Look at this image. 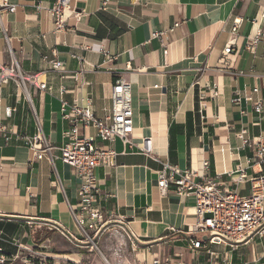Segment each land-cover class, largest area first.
Segmentation results:
<instances>
[{"label": "crops", "instance_id": "1", "mask_svg": "<svg viewBox=\"0 0 264 264\" xmlns=\"http://www.w3.org/2000/svg\"><path fill=\"white\" fill-rule=\"evenodd\" d=\"M56 1L10 0L17 11L1 15L0 64L10 63L11 51L24 73L39 75L53 92L30 87L29 100L14 82L0 86V126L35 136L39 120L44 136L60 147L69 126L60 115V87L66 88L68 103L91 105L104 118L111 113L114 82L123 78L132 86L134 134L132 146L119 139L98 144L118 153L114 167L96 170L95 206L104 221L129 224L139 249L128 253L138 262L254 264L264 249V238L257 236L235 247L214 242L191 249L190 240L201 238L190 235L197 221L195 200L180 198L174 187L164 196L158 183L169 163L249 194L250 183L237 186L235 172L243 166L249 178L259 169H247L245 158L253 151L236 150L237 133L247 128L252 138H264V113L259 121L245 100L241 116L232 100L254 88L264 100V47L247 49L264 28V0H71L67 29L54 34L51 17L34 6L52 7ZM237 19L242 24L232 35ZM175 24L179 27L164 43L152 39ZM51 61L61 62L63 72L54 71ZM144 138H152L149 153L142 152ZM78 186L74 170L62 161L54 169L47 160L36 161L23 143L0 137V246L10 261L37 255L53 264H101L70 213L78 204ZM107 242L104 248L118 262Z\"/></svg>", "mask_w": 264, "mask_h": 264}, {"label": "built area", "instance_id": "2", "mask_svg": "<svg viewBox=\"0 0 264 264\" xmlns=\"http://www.w3.org/2000/svg\"><path fill=\"white\" fill-rule=\"evenodd\" d=\"M34 8L38 13L46 12L51 17L54 34L66 31L68 13L72 12L71 0H57L52 7L38 2ZM4 11L15 13L17 6L11 4L10 0H1L0 18ZM241 24L242 20H234L232 35H236ZM178 27L179 24H175L169 30L156 31L153 33L152 39L164 43L168 33ZM260 43L264 47V28L252 38L247 49L251 51ZM232 47L229 45L224 50L225 56L230 54ZM10 53V63L0 64V86L14 82L24 91L29 100L30 87L52 94V87L48 86L46 82H41L39 75L24 73L11 51ZM104 54L109 57L108 52H104ZM77 58L84 61L80 57ZM108 61H112V58L109 57ZM50 63L54 71L63 72L61 62L51 61ZM73 77L77 82L78 74H74ZM259 93V88L252 89L246 96L240 92L236 93L232 102L241 107V116L246 115L243 104L245 100H248L253 111L258 115L259 121L263 119L264 100L260 98ZM65 94H67V90L61 86L59 89L60 115L69 124L64 131L65 141L62 146L56 147L44 136L39 120V133L35 136L10 132L1 125L0 137H3L6 142L14 140L23 143L31 150L36 161L47 160L54 169L57 160L71 167L79 181V186L78 204L70 207V213L78 227L82 242L93 252L98 253L106 264H110L99 247L100 241H108L112 244L113 254L119 258L120 262L126 261L131 264L128 251L133 255L139 247L130 232L129 224L120 221L121 224L111 226L108 221H104L102 213L95 206V201L100 191L96 170L100 167H114L118 157L114 148L101 147L98 144L109 143L112 145L119 139L125 147L132 146L131 138L134 134L132 86L123 78L114 82L111 90V113L104 118L97 117L91 105L83 107L77 103H68L64 99ZM12 112L13 109L8 108L7 116H11ZM89 130H93L94 135L84 133ZM237 138L240 141V146L236 148L238 152L244 149L253 151L251 158H245L247 169L255 167L259 169L257 172L254 171L249 178H247L246 169L243 166H240L235 172L238 174L235 179L237 186L246 182L250 183V191L247 196L241 195L237 189L231 190L217 181L201 176L196 171L183 170L169 163L163 164V168L159 172L158 187L162 195H167L169 188L174 187L180 198H194L195 200L197 221L190 235L201 236V238L194 237L190 240V248L193 250L205 249L214 242L235 247L249 242L256 236L264 238V138L263 136L252 138L247 128H241L237 133ZM151 141L152 138L143 139L142 152L149 153L151 151ZM56 150L59 155L54 153ZM209 168L210 163L204 161L203 170L208 171ZM57 182L58 186L62 188L59 180ZM2 241L0 239V243ZM210 256H214V253H210ZM12 262L14 260L10 261L0 246V264H11ZM150 264L183 263L170 258L164 262L153 258ZM254 264H264V249Z\"/></svg>", "mask_w": 264, "mask_h": 264}, {"label": "rangeland", "instance_id": "3", "mask_svg": "<svg viewBox=\"0 0 264 264\" xmlns=\"http://www.w3.org/2000/svg\"><path fill=\"white\" fill-rule=\"evenodd\" d=\"M82 238V237H81ZM103 242V241H102ZM102 242L100 241L99 243V247L101 249V251L103 252L105 258L108 260V262L110 264H127L126 261H121L119 260L118 258V262H116L114 260V258H111L109 255H108V252H107V249L104 248V245L102 244ZM108 248L111 249V253L113 254V251H112V244L111 243H108ZM108 249V250H110ZM98 255V253H96ZM142 254V253H141ZM34 257H28V256H25L24 259H20V260H17V261H14L12 262L11 264H53V260L52 259H49L47 257H39L37 255H33ZM99 257V260L101 262V264H106V262L102 259V257L100 255H98ZM143 259V257H141V260ZM130 261H131V264H150L148 262V260H145V261H135L133 259L130 258Z\"/></svg>", "mask_w": 264, "mask_h": 264}]
</instances>
